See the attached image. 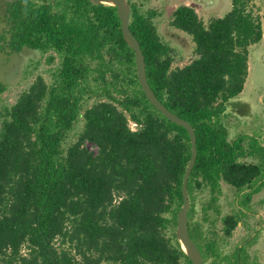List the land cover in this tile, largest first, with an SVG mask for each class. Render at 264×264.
Returning <instances> with one entry per match:
<instances>
[{"label": "trees", "instance_id": "trees-1", "mask_svg": "<svg viewBox=\"0 0 264 264\" xmlns=\"http://www.w3.org/2000/svg\"><path fill=\"white\" fill-rule=\"evenodd\" d=\"M127 1L150 88L194 128L189 236L203 264L206 255L213 264H246L243 247L220 256L221 238L231 236L242 211L220 218L217 239L192 217L204 188L206 214L221 181L236 194L250 188L241 193L244 206L264 186V146L244 134L229 138L223 122L227 102L244 88L248 47L262 36L260 16L252 0H230L223 16L206 23L192 7L177 6L169 25L190 35L194 57L173 66L174 49L153 22L157 11ZM3 12L1 52L26 47L57 62L50 81L37 75L0 109V264H191L175 236L189 136L142 92L116 8L5 0Z\"/></svg>", "mask_w": 264, "mask_h": 264}, {"label": "rangeland", "instance_id": "rangeland-1", "mask_svg": "<svg viewBox=\"0 0 264 264\" xmlns=\"http://www.w3.org/2000/svg\"><path fill=\"white\" fill-rule=\"evenodd\" d=\"M4 1L0 0V27L3 25ZM129 1L142 12L148 9L157 11L153 22L161 39L174 49L173 66L184 65L194 57V44L190 35L169 25L171 12L179 5H188L206 23L210 17L223 16L231 5L230 0ZM252 2L254 12L260 16L262 36L257 43L248 47V74L244 88L238 96L227 102L228 115L223 122L227 125L229 138L244 134L247 137H255L260 145L264 146V0H252ZM56 62L57 57L53 64H48L47 54L26 47L19 53L5 54L0 51V88H2L0 109L14 103L18 94L26 89L37 75H41L46 82L50 81L48 71L56 65ZM81 124L78 123L77 129ZM130 126L134 127L131 123ZM86 145L90 150H95L92 144L86 143ZM255 159L243 158L246 161ZM219 189L217 200L207 209L206 214H203L201 209L209 200V189L204 188L197 192L195 206L197 213L192 219L200 222L205 234L213 230V237L217 239L222 235L220 218L233 211H242L240 221L231 236L221 238L220 256L229 255L235 248L241 246L247 251L246 264H264V186L252 194L246 206L241 205L239 200L241 193L248 192L250 188H245L236 194L233 188L221 181ZM243 254L244 252L241 257H244ZM214 261V256L206 255L204 264H213Z\"/></svg>", "mask_w": 264, "mask_h": 264}, {"label": "water", "instance_id": "water-1", "mask_svg": "<svg viewBox=\"0 0 264 264\" xmlns=\"http://www.w3.org/2000/svg\"><path fill=\"white\" fill-rule=\"evenodd\" d=\"M92 3H103L114 6L120 21V30L126 44L131 48L134 54L135 73L142 92L149 103L158 111L161 112L168 120L182 126L188 133L190 141V158L185 167L182 182L181 195L182 205L176 215L175 236L190 260L191 264H202V255L194 241L190 238L187 226V212L189 209V198L187 190V182L190 172L194 166L197 151H196V136L193 126L171 112L162 102L155 96L149 86L145 71V61L138 40L135 38L129 28L130 5L127 0H88Z\"/></svg>", "mask_w": 264, "mask_h": 264}, {"label": "flooded vegetation", "instance_id": "flooded-vegetation-1", "mask_svg": "<svg viewBox=\"0 0 264 264\" xmlns=\"http://www.w3.org/2000/svg\"><path fill=\"white\" fill-rule=\"evenodd\" d=\"M238 225V224H237ZM238 247H241V246H238ZM246 254H247V251H246ZM202 255V254H201ZM239 258V256H238ZM205 259V258H204ZM223 263H224V260H223ZM202 264H203V257H202ZM225 264H228V263H225ZM232 264V263H231Z\"/></svg>", "mask_w": 264, "mask_h": 264}]
</instances>
